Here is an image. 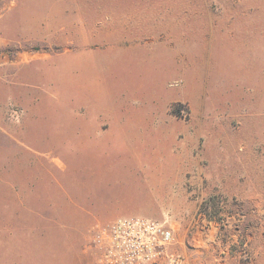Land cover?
<instances>
[{"label": "rangeland", "instance_id": "obj_1", "mask_svg": "<svg viewBox=\"0 0 264 264\" xmlns=\"http://www.w3.org/2000/svg\"><path fill=\"white\" fill-rule=\"evenodd\" d=\"M159 44L171 49L183 71L166 75V92L196 75L213 79L214 89L204 86L197 111L184 100L176 118L193 123V132L198 125L189 144L203 171H185L175 206L145 217L172 227L174 250L190 264H264V0H0V68L6 69L0 72V125L17 132L28 111L44 104L39 117L31 113L30 128L14 134L16 148L22 154L57 151L32 140L41 133L36 126L46 127L59 108L86 102L76 78L79 64L71 62L116 54L125 59L100 64L103 73L136 76L130 46L148 56ZM148 66L156 64L146 63L145 76ZM44 67L49 71L41 75ZM63 77L70 87L53 93L49 84ZM156 104L165 102L158 97ZM207 104L214 108L209 116ZM208 119L220 134L207 133ZM168 122L161 112L152 130L172 131ZM20 196L0 185V264H98L94 225L81 239L53 240L41 234L40 216Z\"/></svg>", "mask_w": 264, "mask_h": 264}, {"label": "crops", "instance_id": "obj_2", "mask_svg": "<svg viewBox=\"0 0 264 264\" xmlns=\"http://www.w3.org/2000/svg\"><path fill=\"white\" fill-rule=\"evenodd\" d=\"M163 48L159 44L154 55L146 56L140 47L130 46L133 56L127 58L138 64L132 70L139 75L122 78H109L100 66L125 59L116 54L109 60L93 55L74 59L71 63L79 64L76 78L86 102L79 109L59 108L46 127L36 126L41 133L32 140L38 145L43 141L53 144L57 151L32 148L33 152L22 154L16 148V133L30 128V118L35 117L31 113L35 111L39 117L44 104L28 111L17 132L0 125V185L20 193L18 200L40 216L41 234L71 241L81 239L93 225L161 213L183 196L185 171H203L192 155L194 143L189 144L199 135L198 125L193 132V123L178 121L170 102L187 99L192 112L197 111L204 86L214 89L213 79L185 76L182 88L166 92L162 87L164 83L166 87V75H183V71L171 49ZM146 49L150 53L154 47ZM146 63L156 64L148 66V76L144 75ZM46 71L49 68L44 67L41 75ZM0 72L6 73V69L0 68ZM70 81L65 77L51 81L49 89L55 94L67 91ZM45 84H41L43 88ZM158 97L165 102L162 108L156 104ZM136 98L138 104L133 103ZM206 109L208 116L214 111L209 104ZM161 112L172 131L152 130ZM217 127L213 120L206 121L207 133L220 134ZM182 133L183 143L179 140ZM152 153L158 156L154 160Z\"/></svg>", "mask_w": 264, "mask_h": 264}, {"label": "built area", "instance_id": "obj_3", "mask_svg": "<svg viewBox=\"0 0 264 264\" xmlns=\"http://www.w3.org/2000/svg\"><path fill=\"white\" fill-rule=\"evenodd\" d=\"M91 232L98 264H190L174 250L176 238L166 221L122 217Z\"/></svg>", "mask_w": 264, "mask_h": 264}, {"label": "trees", "instance_id": "obj_4", "mask_svg": "<svg viewBox=\"0 0 264 264\" xmlns=\"http://www.w3.org/2000/svg\"><path fill=\"white\" fill-rule=\"evenodd\" d=\"M184 108H185V104L178 101L171 107V112L173 114L180 116Z\"/></svg>", "mask_w": 264, "mask_h": 264}]
</instances>
